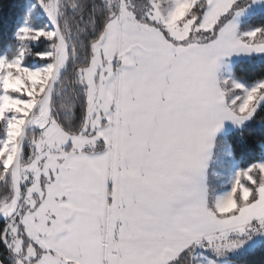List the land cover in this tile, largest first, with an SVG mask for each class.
<instances>
[{"label":"snow or ice","instance_id":"6c2138e0","mask_svg":"<svg viewBox=\"0 0 264 264\" xmlns=\"http://www.w3.org/2000/svg\"><path fill=\"white\" fill-rule=\"evenodd\" d=\"M257 126L264 0H31L0 41V264H243Z\"/></svg>","mask_w":264,"mask_h":264},{"label":"trees","instance_id":"16d2710c","mask_svg":"<svg viewBox=\"0 0 264 264\" xmlns=\"http://www.w3.org/2000/svg\"><path fill=\"white\" fill-rule=\"evenodd\" d=\"M31 0H0V41L10 42L16 27L20 24L25 6ZM258 22V21H257ZM233 136L236 133H232ZM255 142L257 154L260 151V142L264 138V130L258 126L247 133ZM243 264H264V248L249 253L243 260Z\"/></svg>","mask_w":264,"mask_h":264},{"label":"rangeland","instance_id":"374dc122","mask_svg":"<svg viewBox=\"0 0 264 264\" xmlns=\"http://www.w3.org/2000/svg\"><path fill=\"white\" fill-rule=\"evenodd\" d=\"M261 249L260 247H258L256 250H254L253 252H256L257 250Z\"/></svg>","mask_w":264,"mask_h":264}]
</instances>
